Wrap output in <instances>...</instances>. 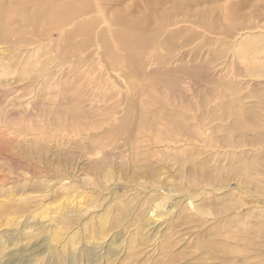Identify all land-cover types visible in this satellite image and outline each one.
I'll return each instance as SVG.
<instances>
[{"label":"rangeland","instance_id":"rangeland-1","mask_svg":"<svg viewBox=\"0 0 264 264\" xmlns=\"http://www.w3.org/2000/svg\"><path fill=\"white\" fill-rule=\"evenodd\" d=\"M86 1L64 11L99 21L84 59L41 56V74L26 46L0 42V264H264V55L237 51L263 33L234 41L180 23L188 38L146 36L133 81L96 37L140 30Z\"/></svg>","mask_w":264,"mask_h":264},{"label":"bare ground","instance_id":"bare-ground-1","mask_svg":"<svg viewBox=\"0 0 264 264\" xmlns=\"http://www.w3.org/2000/svg\"><path fill=\"white\" fill-rule=\"evenodd\" d=\"M119 2L120 0H102V2L93 0L94 8L98 9L97 13L100 12L104 17L109 18L110 22L116 25L120 24L119 26L128 29L131 27L137 31L140 30V32L129 35L127 34L128 31L125 32L126 29L125 33H114L111 39L99 35L96 38L103 42L100 47L102 52L107 54L106 61L103 63L111 69H116L115 71L121 69L122 75L128 80L144 76L141 58L146 53V36L154 37L155 45L161 46L167 44L166 40L172 36L184 35L188 38V31L180 23H190L204 31L220 35L223 39L227 37V39L232 38L234 41H236V35L240 34V30L253 33L261 32L263 35L259 37H242L240 43L238 42L237 51H240L242 56L246 59L249 58L254 63L258 62L257 59L264 55L262 53L264 48V0H135L134 6L132 5L133 9H129V11L132 10V14L126 10L121 12L120 9L116 8L117 6L113 8L114 13L111 12L109 5ZM70 3L71 0H17L15 5L8 6H3L0 3V42L9 43L13 49L27 47V51L31 50L33 55L31 58L35 60L37 70L41 74L43 72L45 74L48 70V68H44V65L46 62L49 63V60H42L43 62L38 60L41 56L49 54L53 60L56 57L65 58L68 55L86 58L84 50L89 42L86 34L91 32L89 22L99 23V21L90 20L89 10H86V6L76 7L64 13ZM208 3L210 6L207 7ZM128 6L130 7L131 3ZM193 6L198 7L195 10V16L188 12ZM124 7L123 9H125ZM4 8L9 11L10 16L18 18L12 22ZM131 15L132 17H130ZM104 17H102L103 20L107 19ZM102 28L103 25L98 28V31L101 32ZM53 31H56L59 37L58 43L51 39ZM197 33L192 32L191 34ZM115 34L117 35L115 36ZM160 37L163 39L157 40ZM186 41L189 42V39ZM184 45L186 44L184 43ZM119 48L127 50V53L126 51L120 53L121 60L118 59L117 55ZM101 60L103 59L101 58ZM16 61L12 59L11 62L7 61L4 65L11 69ZM254 70L258 74H263L264 69L255 68ZM149 81L152 82V79ZM229 91L231 92L230 96L235 92L231 87ZM232 103H226L224 107L230 108ZM230 109L232 110V108ZM240 113L243 114L241 111ZM161 115L170 119L168 114L161 113ZM157 118L155 115L152 117L141 116L139 126L150 131L154 128ZM120 126L121 124L116 128Z\"/></svg>","mask_w":264,"mask_h":264}]
</instances>
